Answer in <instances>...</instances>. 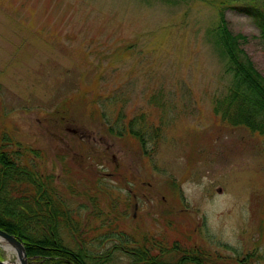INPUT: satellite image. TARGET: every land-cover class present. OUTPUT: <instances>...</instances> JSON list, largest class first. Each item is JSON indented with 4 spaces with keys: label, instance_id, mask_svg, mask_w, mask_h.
Here are the masks:
<instances>
[{
    "label": "rangeland",
    "instance_id": "374dc122",
    "mask_svg": "<svg viewBox=\"0 0 264 264\" xmlns=\"http://www.w3.org/2000/svg\"><path fill=\"white\" fill-rule=\"evenodd\" d=\"M239 2L0 0V130L40 152L37 171L77 212L73 227L61 216L63 244L106 254L116 240L97 239L117 224L130 236L199 248L211 261L249 254L264 264V143L213 122V102L230 84L212 38L222 10L264 75V39L231 8ZM121 118L135 119L145 138L158 131L156 146L143 151L109 134ZM120 252L110 259L129 264ZM1 259L18 260L3 244Z\"/></svg>",
    "mask_w": 264,
    "mask_h": 264
},
{
    "label": "trees",
    "instance_id": "16d2710c",
    "mask_svg": "<svg viewBox=\"0 0 264 264\" xmlns=\"http://www.w3.org/2000/svg\"><path fill=\"white\" fill-rule=\"evenodd\" d=\"M231 8L250 17L259 29L260 37L264 39V0H241ZM226 23L222 10L212 38L218 52L225 58L230 84L226 94L213 102V122L217 120L218 126L228 132L237 130L256 134L264 143V75L242 47L247 37L231 32ZM79 95L81 97L77 99L82 101L83 94ZM73 96L69 94L65 102ZM91 102L94 105V100ZM61 108L63 114L68 112L64 103ZM57 113H60L59 110ZM103 115L99 114V121ZM121 121V127L117 123L107 124V132L127 139L131 137L143 151L148 143L156 146L154 138L158 131L145 138L143 133L135 129V119ZM5 134L1 129L0 228L22 240L29 264H32L31 259L34 258L40 260L41 264H115L110 256L117 248L130 258L129 264H224L219 263V257L213 256L211 261L206 252H199V248L184 245L170 237L167 239L171 243L167 244L165 236H130L117 224L111 233L97 239L99 244L102 240V244L116 240V245L106 254H92L87 250L86 242L78 243L75 250L66 246L57 234L59 221H62L63 216V222L73 227L77 212L69 204L66 207L64 199H61L52 184V176L37 171V161L42 159L40 152L15 145L13 138ZM164 257L169 261L176 259L165 262ZM235 264H253V260L247 254L236 259Z\"/></svg>",
    "mask_w": 264,
    "mask_h": 264
},
{
    "label": "water",
    "instance_id": "95a60500",
    "mask_svg": "<svg viewBox=\"0 0 264 264\" xmlns=\"http://www.w3.org/2000/svg\"><path fill=\"white\" fill-rule=\"evenodd\" d=\"M0 244H3L4 248L10 249L16 254L19 264H28L24 246L14 235L0 229ZM0 264L16 263L9 261V259H3L0 260Z\"/></svg>",
    "mask_w": 264,
    "mask_h": 264
},
{
    "label": "bare ground",
    "instance_id": "6f19581e",
    "mask_svg": "<svg viewBox=\"0 0 264 264\" xmlns=\"http://www.w3.org/2000/svg\"><path fill=\"white\" fill-rule=\"evenodd\" d=\"M6 249V248H5ZM6 250H10V249H6ZM9 261H11V262H15L16 264H19V262L17 261V260H11V259H9Z\"/></svg>",
    "mask_w": 264,
    "mask_h": 264
}]
</instances>
